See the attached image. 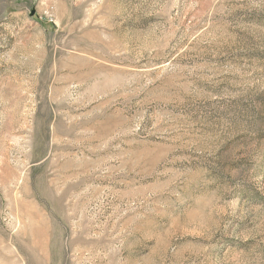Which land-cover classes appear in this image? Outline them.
<instances>
[{
    "label": "rangeland",
    "instance_id": "374dc122",
    "mask_svg": "<svg viewBox=\"0 0 264 264\" xmlns=\"http://www.w3.org/2000/svg\"><path fill=\"white\" fill-rule=\"evenodd\" d=\"M0 264H264V0H0Z\"/></svg>",
    "mask_w": 264,
    "mask_h": 264
}]
</instances>
